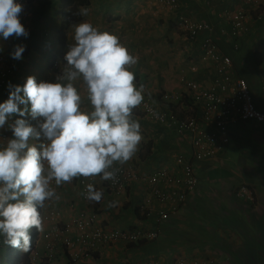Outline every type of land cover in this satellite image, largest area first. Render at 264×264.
Masks as SVG:
<instances>
[{
    "label": "crops",
    "instance_id": "1",
    "mask_svg": "<svg viewBox=\"0 0 264 264\" xmlns=\"http://www.w3.org/2000/svg\"><path fill=\"white\" fill-rule=\"evenodd\" d=\"M164 1L89 0L87 5H79L88 9L83 21L116 35L129 54L137 58V63L130 68L135 75L134 83L137 87L143 85L142 94L151 97L160 108H164L160 100L162 92L184 91L180 81L182 76L192 77L202 87L213 86L215 79H219L216 71L221 61L204 57L201 47L202 40L210 38L219 55L231 59L227 73L246 80L252 101L263 111L264 0H257L254 4H245L244 0H174L171 5ZM55 3L56 0H27L22 4L19 20L28 36H13L9 42L13 40L11 46L24 44L27 54L23 52L22 59L17 65L13 64L10 77L7 76L4 84L8 91L9 84L23 86L29 76L37 83L55 82V76L63 70L66 61L63 63L61 58L74 41L70 27L66 30L67 43L62 55L57 54L60 47L57 32L65 17L60 0V14L56 16ZM238 8H244L249 16L244 32L231 38L228 15ZM181 19L204 22L208 28L190 38L189 32L177 25ZM56 61L55 66L50 65ZM74 86L82 97L86 96L82 81L74 82ZM226 92L229 94L230 90ZM2 93L0 103L9 96L8 92L4 98ZM83 108L90 110L87 101ZM133 116L140 123L144 140L139 144L142 148L134 155L139 172L145 175L160 167L180 177L184 165L175 164V157L182 155L183 161L191 158L188 133L176 131L168 120L154 121L137 108L133 110ZM26 117L13 114L9 122ZM208 132L215 133L217 148L213 156L193 160L198 183L195 193L160 222L151 218L167 208V201L152 200L147 206L152 212L147 220L135 216V208L143 204L146 195L142 183H132L124 195L116 196L97 176L94 187L103 192V197L100 202H90L82 199L78 181L72 180L61 186L53 182L51 186L59 199L46 201L40 210L43 230L35 248L42 252V256L35 264L46 262L43 255L45 235L54 225L67 224L72 237L78 234L72 222L80 210L95 213L92 227L126 229L142 225L159 231L158 238L139 244L113 242L96 245L93 254L81 260L82 264H177L179 258L185 259L187 264L193 261H202V264H264V122L237 121L230 123L225 132L220 133L213 126ZM2 135L12 138L10 130L0 129V146L5 143ZM30 143L37 144L36 141ZM241 185L251 190L247 198L238 194ZM111 202H115L114 206L108 207ZM3 254L0 255V264H6L8 259ZM68 258V250L57 245L51 264H68Z\"/></svg>",
    "mask_w": 264,
    "mask_h": 264
},
{
    "label": "clouds",
    "instance_id": "2",
    "mask_svg": "<svg viewBox=\"0 0 264 264\" xmlns=\"http://www.w3.org/2000/svg\"><path fill=\"white\" fill-rule=\"evenodd\" d=\"M22 1V4L27 3V0ZM22 4L16 0H0V38L5 41L13 36H28L19 20ZM77 15L87 16L88 9L80 8ZM71 29L74 43L64 56L66 64L55 76V82L37 83L34 77L29 76L23 86L9 84L8 99L0 103V129L10 130L12 134V138L2 135L5 143L0 146V238L3 242L0 255L3 252L8 255L10 249L13 253L15 248L23 252L30 250L29 230L33 227L39 233L43 230L39 209L45 207L46 201L59 199L51 186L53 182L61 186L76 178L81 195V180L92 177L93 184L87 185L85 196L90 202H100L103 192L94 187L96 177L99 176L107 190L114 193L105 181L115 182L119 169L114 165H123L130 160L139 180L131 182L126 188L132 183L144 184L146 195L140 207L147 211L148 218L151 216L148 213H152L147 209L151 202H145L150 187L148 177L162 168L156 167L142 175L134 159L137 150L142 148L139 144L144 142L140 123L133 116V110H139L144 101V86L137 87L134 72L130 70L137 63V58L129 54L116 35L100 31L87 21L74 23ZM24 51V45H15L10 55L20 60ZM57 63L51 62L50 65ZM4 71L5 68H0V86L5 90L7 77L4 78ZM76 81L83 82L86 96L82 97L78 92L74 86ZM85 101L90 110H84ZM163 105L165 109H172L169 104ZM13 114L30 116L33 120L42 118V122L36 126L24 118L9 122ZM41 140L43 142L38 146L30 143ZM191 147L193 153L192 144ZM178 157L184 160L179 155L175 157V164ZM186 163H194L192 155L178 166ZM114 203H109L108 207L114 206ZM95 217L94 213V220ZM151 219L154 220V217ZM66 225H54L45 235L46 242L47 235L50 236L56 228L62 231ZM68 235L72 237L69 231ZM57 245L65 247L69 256L70 249L58 242L51 259L46 257L48 253L45 249L43 255L46 262L43 264L52 263ZM36 250L34 247L30 252V260ZM37 260H31V263L35 264Z\"/></svg>",
    "mask_w": 264,
    "mask_h": 264
},
{
    "label": "built area",
    "instance_id": "3",
    "mask_svg": "<svg viewBox=\"0 0 264 264\" xmlns=\"http://www.w3.org/2000/svg\"><path fill=\"white\" fill-rule=\"evenodd\" d=\"M244 1L245 4L257 2V0ZM16 2L22 4L23 1L16 0ZM164 2L169 5L174 4V0H165ZM248 16V11L244 8H238L228 15L230 19L228 34L231 38H236L244 32L245 21ZM177 25L181 30L189 32L190 38L197 36L199 32L208 28V25L204 22H192L188 19H181ZM233 45L234 48H237L236 43ZM201 47L204 57L221 61V65L217 67L216 71L220 77L215 79L213 86L202 87L192 77L182 76L180 81L185 87L183 92L164 91L160 96L161 102L169 104L172 109L160 108L151 97L145 95L144 101L138 107L143 115L159 122L168 120L178 132H187L193 146L192 160L208 158L216 152V136L215 133L208 132L210 127H215L221 133L226 131L230 123L233 124L237 121L254 120L259 123L264 122V110L258 109L252 101L246 80L241 77L234 78L227 73L231 65L230 57L220 56L210 38H204ZM227 90H230L229 94L224 93ZM174 113L179 116H175ZM176 162L177 165H180L183 160L178 157ZM114 167L119 169L117 179L115 182L112 180L105 182L110 190L117 195H121L131 182L139 180V175L135 171L131 160L123 165L116 164ZM182 169L183 172L180 177L171 175L164 169L157 170L148 177L150 187L145 202L150 203L152 200L169 202L166 209L152 216L156 222L166 220L196 191L198 183L192 164L186 163ZM90 183L93 184L92 177L84 178L80 182L81 195L84 199H86L87 185ZM238 194L247 198V195L251 194V190L246 185H241L238 187ZM75 216L72 222L76 231H78V236L75 239L68 235L69 225H66L62 231L56 228L50 236L47 235L46 248L48 254L46 257L48 259H51L52 251L58 242L70 249L68 264H82L81 260L90 257L92 251L102 243H131L140 239L144 241L152 240L159 236V231L156 228L148 229L142 225L137 226L133 231L92 227L94 213L87 215L82 210ZM2 246L3 242L0 238V249ZM37 258H40V252L36 250L32 252L31 260L35 262ZM177 264H187V262L185 259L179 258ZM190 264H202V261H193Z\"/></svg>",
    "mask_w": 264,
    "mask_h": 264
},
{
    "label": "trees",
    "instance_id": "4",
    "mask_svg": "<svg viewBox=\"0 0 264 264\" xmlns=\"http://www.w3.org/2000/svg\"><path fill=\"white\" fill-rule=\"evenodd\" d=\"M89 2V0H60V5H61V11L62 14L65 17V20L63 22V24L61 23L59 28H58V38L60 41V47L58 50V55H62V52L64 50V47L66 46L67 43V29L69 30V28L71 27V25H73L74 23H80L84 20V17L77 15V11L81 8L80 5H87ZM80 4V5H79ZM61 58V57H60ZM61 61L64 63V58H61ZM51 64V63H50ZM0 94L2 93L3 90V97L5 98L8 94L9 91H5L3 89L2 86H0ZM5 91V92H4ZM175 116H177V113H174ZM27 120V122L29 124H31L32 126H36L39 122H42V118H38L37 120H33L31 117H26L25 118ZM37 142V146L41 141H36ZM39 150V149H38ZM74 181H76V178L73 179ZM127 188H125L126 190ZM120 196V195H117ZM41 209H39L40 211ZM135 216L139 219V220H147V211L143 210L140 206L135 208ZM137 226H131L129 228H126L125 230H130L133 231ZM30 237H31V245H30V250L28 252H23L20 248H15L13 250V253H10V251L8 250V255H7V264H32L31 260H30V252L34 249L35 245H36V240L38 238L39 235V231L33 227L30 229ZM141 242H144L143 239L140 240H136L135 242H131L130 244H139Z\"/></svg>",
    "mask_w": 264,
    "mask_h": 264
},
{
    "label": "rangeland",
    "instance_id": "5",
    "mask_svg": "<svg viewBox=\"0 0 264 264\" xmlns=\"http://www.w3.org/2000/svg\"><path fill=\"white\" fill-rule=\"evenodd\" d=\"M54 9H56L55 10L56 11V16H58L60 14L59 13L58 0H56ZM10 38L8 40H6V41L3 40L2 38H0V49H2V51H0V68L3 67L6 70V71H4L5 72L4 78L7 77L8 75L10 77V74L9 73H10V71L12 69L13 64L17 65V61H19V60L13 59L11 57V55H10V53L14 50V46H11V43H13V40H12V42H9L10 41ZM15 45H17V43ZM21 45H24V44H21ZM24 52H26V54H27L26 49H25ZM22 56H24V54H22ZM6 90L8 91L7 88H5V91Z\"/></svg>",
    "mask_w": 264,
    "mask_h": 264
}]
</instances>
